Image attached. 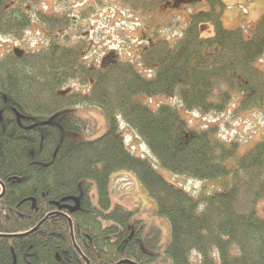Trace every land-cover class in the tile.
I'll use <instances>...</instances> for the list:
<instances>
[{"label": "trees", "instance_id": "trees-1", "mask_svg": "<svg viewBox=\"0 0 264 264\" xmlns=\"http://www.w3.org/2000/svg\"><path fill=\"white\" fill-rule=\"evenodd\" d=\"M42 1L0 0L1 36L21 40L35 19L47 40L41 50L0 55V264H264V127L240 154L237 139L219 135L218 119L194 127L177 108L202 117L230 108L264 116V69L256 66L264 59V15L250 28H226L222 1L206 0L184 26L167 21L152 31L142 21L135 41L120 28L127 58L93 67L84 60L92 47L79 31L83 22L68 17L67 4L44 10ZM95 3L146 16L168 1L94 0L79 16ZM202 24L212 33L203 34ZM167 26L177 32L172 38L160 32ZM159 95L176 102L152 107ZM79 105L104 113L103 134L78 138L87 133L71 111ZM122 124L146 156L130 149ZM159 167L183 179L220 178L224 189L192 193ZM125 170L154 201V217L167 220L168 235L123 195L112 196V176ZM70 197L79 203L73 212Z\"/></svg>", "mask_w": 264, "mask_h": 264}, {"label": "rangeland", "instance_id": "rangeland-1", "mask_svg": "<svg viewBox=\"0 0 264 264\" xmlns=\"http://www.w3.org/2000/svg\"><path fill=\"white\" fill-rule=\"evenodd\" d=\"M191 0H187L186 2L179 3L180 5L170 6L168 4L159 7L152 12L148 13L146 16H140V26L138 29H141V22L144 21V24L147 28L154 31L159 26H161L164 22L174 21L177 25L184 26L190 19V16L199 10L207 9L206 0H195L190 2ZM224 4L223 8V24L226 28H236L242 27L244 29L250 28L253 26L263 15H264V0H221ZM41 2V1H40ZM61 1L54 0H43L40 3V6H43L45 9H62L63 6H66L67 1L60 4ZM51 5V6H50ZM69 6V4H67ZM53 6V7H52ZM27 10H31L28 7ZM180 9V10H179ZM158 16L155 20H151V16ZM175 18V19H173ZM79 31H88V28L85 24H79ZM90 26V24H89ZM81 27V29H80ZM152 28V29H151ZM172 27L167 26L165 30L167 34L173 32L170 31ZM201 30L203 34H210L212 32L211 26L208 24H202ZM38 29L35 27L33 31H30L27 35L26 43L23 42H15L9 38L0 36V54L7 52L13 48H30L37 49L42 48L46 43L44 39L43 33L44 28L40 33H37ZM161 34H164V27L160 31ZM75 33H72V38H70L71 42H75L78 39L74 37ZM83 35L89 40V42L93 43L94 41H98L100 35L91 34L90 32L83 33ZM137 32L136 35L137 36ZM113 39L108 37H103V42L100 43V47L104 49L106 52L109 48L110 42L106 43V40ZM106 48V49H105ZM109 53V52H108ZM259 69H264V59L256 64ZM79 89L78 86H76ZM81 89V88H80ZM144 97V96H142ZM152 107L157 106L159 103H169L175 104V99L163 95L153 97ZM144 101H147V98H142ZM177 108L180 111L181 116L187 121V119L194 123L195 125H204L206 123H213L217 119L218 124V133L224 139H237L240 143V154H243L249 147L253 146L258 140L261 139L263 134L264 127V116L258 112L251 113H242L235 115L233 113V108L223 112L222 114H214V116L208 115L204 116V118L198 117L196 115H188V113L183 109L181 105H177ZM75 114H77L83 121L87 122V133L82 135H78L79 139H93L95 137L103 134L107 129V123L104 116V113L98 109L97 107H92L91 105H79L72 110ZM217 117V118H214ZM121 133L124 135L126 142L129 147L134 149V153L137 155L146 156V146L134 136L132 130L122 124L121 125ZM131 149V150H132ZM158 173H160L168 182L172 185H178L181 187H185L187 190L192 191L193 193L199 192L202 190L206 192L209 189H224L222 181L219 179H210V180H191V179H183L173 174L169 173L167 170H164L159 167L156 169ZM228 180L230 177L227 178ZM113 181V192L112 196L116 199L120 198V194L123 195L121 200H123L126 206L129 209H137V214L143 218L146 224L156 223V225H160L163 235L169 234V224L165 218L154 217V209L155 203L148 196L144 186L136 179L135 174L132 171L125 170L123 173L117 171L112 176ZM210 191V190H209ZM215 191V190H214ZM114 199V198H113ZM115 199V200H116ZM259 214L261 217H264V200H262L258 205ZM152 216L154 218H152ZM164 239V238H163ZM164 246V245H162ZM196 257L197 255L194 254ZM193 257V259H196Z\"/></svg>", "mask_w": 264, "mask_h": 264}, {"label": "water", "instance_id": "water-1", "mask_svg": "<svg viewBox=\"0 0 264 264\" xmlns=\"http://www.w3.org/2000/svg\"><path fill=\"white\" fill-rule=\"evenodd\" d=\"M69 199H71L74 203H75V206L74 207H72L71 208V212H73V211H75V210H77L78 209V200L76 199V198H69ZM75 248L79 251V249L75 246ZM84 260H85V262L87 263V264H89L88 263V261L84 258ZM121 262H124V263H129V264H134V263H132V262H130V261H127V260H124V261H121ZM118 263H120V262H118Z\"/></svg>", "mask_w": 264, "mask_h": 264}]
</instances>
